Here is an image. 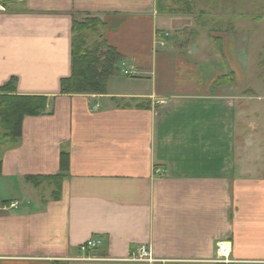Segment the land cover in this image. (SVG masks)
Returning <instances> with one entry per match:
<instances>
[{"label": "crops", "instance_id": "obj_1", "mask_svg": "<svg viewBox=\"0 0 264 264\" xmlns=\"http://www.w3.org/2000/svg\"><path fill=\"white\" fill-rule=\"evenodd\" d=\"M87 17L133 73L121 62L106 93H62ZM162 19L156 0H0V86L48 98L0 149V264H150L128 260L143 245L154 264H224L221 241L231 264H264V133L246 134L236 88L212 86L241 52L221 37L216 75L200 48L160 56Z\"/></svg>", "mask_w": 264, "mask_h": 264}, {"label": "rangeland", "instance_id": "obj_2", "mask_svg": "<svg viewBox=\"0 0 264 264\" xmlns=\"http://www.w3.org/2000/svg\"><path fill=\"white\" fill-rule=\"evenodd\" d=\"M163 5L172 11L161 12L156 7V12L161 18H165L162 19V31L157 29L154 43L156 54L161 56L176 48L181 50L179 54H183L189 52V49L200 48L201 54L204 53L213 62L216 75L227 66L220 51L222 48L219 39L225 38L231 42L234 53L241 52L239 55L242 60L240 63L237 60L235 63L230 62L232 70L218 77L227 78L220 84L216 82L217 78L212 86L236 88L231 97L233 101L240 102L242 111L246 109V121L251 125L247 127L246 134L254 133L255 129H261L263 134L264 0H164ZM96 40L97 36L92 35L90 41L94 43ZM122 64L128 70L127 64L123 61ZM244 89L248 94H242ZM239 97L241 99L236 100ZM156 101L163 105L170 102L169 98ZM261 164L262 162H258L257 167ZM153 257L156 258L154 252Z\"/></svg>", "mask_w": 264, "mask_h": 264}, {"label": "trees", "instance_id": "obj_3", "mask_svg": "<svg viewBox=\"0 0 264 264\" xmlns=\"http://www.w3.org/2000/svg\"><path fill=\"white\" fill-rule=\"evenodd\" d=\"M163 3L164 0H156V7L161 12L172 11ZM104 25L99 17H87L73 22L72 73L62 79V93H106L110 77L120 72V64L125 56L109 45L102 31ZM92 35L98 38L94 43L90 41ZM225 78L227 77L218 78L216 82L220 84ZM16 82L17 79L12 78L0 86V149L7 143H15L21 137L22 122L26 116L41 115L47 109V96L18 94ZM48 179L49 176L27 177L36 187H40Z\"/></svg>", "mask_w": 264, "mask_h": 264}, {"label": "built area", "instance_id": "obj_4", "mask_svg": "<svg viewBox=\"0 0 264 264\" xmlns=\"http://www.w3.org/2000/svg\"><path fill=\"white\" fill-rule=\"evenodd\" d=\"M125 74H132L133 71L125 70L123 69ZM18 204L16 203L15 206ZM101 240L99 239H89L87 242H85L80 250L82 254L91 252L92 250H95L100 247L101 245ZM232 253L231 246L229 245L228 242L226 241H221L218 242L217 244V258L216 261L219 263H224V264H231L233 260L230 258ZM128 260L135 261V262H145V263H150L154 264L158 259L153 257V251L150 246H140L137 249H135L131 255L129 256Z\"/></svg>", "mask_w": 264, "mask_h": 264}]
</instances>
